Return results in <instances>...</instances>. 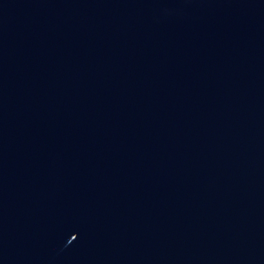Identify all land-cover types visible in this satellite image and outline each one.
<instances>
[{"label": "water", "instance_id": "1", "mask_svg": "<svg viewBox=\"0 0 264 264\" xmlns=\"http://www.w3.org/2000/svg\"><path fill=\"white\" fill-rule=\"evenodd\" d=\"M0 264H264V0H0Z\"/></svg>", "mask_w": 264, "mask_h": 264}]
</instances>
